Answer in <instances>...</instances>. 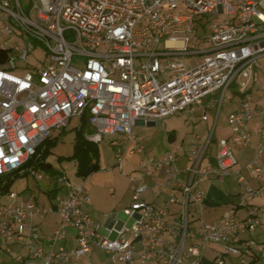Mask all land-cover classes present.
<instances>
[{
  "label": "built area",
  "instance_id": "built-area-1",
  "mask_svg": "<svg viewBox=\"0 0 264 264\" xmlns=\"http://www.w3.org/2000/svg\"><path fill=\"white\" fill-rule=\"evenodd\" d=\"M197 15L228 19L212 23L208 32L198 28L199 32L194 27ZM0 22V48L10 51L6 67H0V178L21 173L50 139L52 129H62L84 114L92 130L89 141L100 144L105 135L115 136V156L122 165L124 154L144 152L132 133L137 120L156 121L180 113L198 115L200 123L208 121L207 96L220 92L218 113L223 101L230 100L224 93L237 79L254 76L256 84L264 74V0H0ZM37 47L46 55L42 61L36 56L41 66L27 60ZM189 55H201L199 65L182 61ZM74 59L83 66L74 64ZM19 70L24 72L16 75ZM259 89L257 103L248 91L241 94V105L229 114L227 124L229 138L239 147L258 139L245 168L253 172L259 186H244L240 172L235 173L244 193L264 200V119L257 132L246 128L254 116L264 118V88ZM212 133L213 128L202 145H191L183 170L175 166L171 148L161 158L148 156L137 166L146 176L157 167L165 168L174 180L179 172L187 176L182 185L184 212L173 225L165 221L172 199L163 208L145 202L146 186L135 175L129 180L132 204L124 209L133 222L123 225L116 238H108L84 210L89 201L87 178L72 185L60 175L57 183L67 187V193L55 196L49 207L31 198L18 202L15 190L0 195V236L5 241L16 235L27 238L24 243L31 253L27 260L20 258L23 264H76L77 258L91 255L96 247L111 254L117 264H133L134 256L137 264H147L155 256L162 264H200L210 244L219 245L216 263L226 264L222 262L225 254L242 255L254 244L253 239L241 241L240 236L262 227L264 202L261 207L248 205L244 218L199 220L198 251L193 256L183 251L188 233L186 207L191 202L202 205L198 184L210 177L223 181L237 162L227 143L220 142L213 157L206 153ZM27 173L43 178L30 166ZM4 197L6 202L1 201ZM49 214H59L61 222L42 244L36 220ZM68 227L76 232L75 248L63 245ZM165 231L169 239L161 237ZM259 245L255 247L264 257V245Z\"/></svg>",
  "mask_w": 264,
  "mask_h": 264
},
{
  "label": "crops",
  "instance_id": "crops-1",
  "mask_svg": "<svg viewBox=\"0 0 264 264\" xmlns=\"http://www.w3.org/2000/svg\"><path fill=\"white\" fill-rule=\"evenodd\" d=\"M258 81L259 83L254 84V81L252 80V87L250 89V92H248L249 95H251L252 99L254 100V103H257V101H259V98L261 95H260V91H258V93L254 95L252 93L254 91L253 88L255 89L257 87L258 89L260 85L262 86V88H264V74H260ZM241 102H242V97L237 107L233 111H237L238 107H240L241 105ZM210 105L211 104L207 106V108L205 109L206 111L210 107ZM252 105L254 106L255 104H252ZM217 114L218 113L216 111V118L213 120L211 124H209V121H210L209 117H208V121L202 122L205 125H207V127L212 125L211 128H213V133L215 132L214 123L217 120ZM258 116H261V119H260L261 121L262 119H264L262 115H258ZM155 123L156 121H152V120H146V121L142 119L137 120L135 124H133V126L131 127L132 133H134V136H135V140L141 144V141H139V136L137 134L138 128H146V126H149V125L153 126ZM246 128H247V124H246ZM257 130H251L250 132H257ZM175 136H176V132L174 131L172 134L166 137V140L168 143L163 145L161 151H158L156 153L157 156H161L162 151H164L166 147H169V145L174 146ZM116 139L117 138L113 139L114 141L113 144L117 148V142H115ZM195 139L196 141H200V142L203 141V138H201L200 135L195 137ZM193 143L195 142L193 141L189 145V148L191 147ZM217 143L214 146L213 152H211V149H210L211 144L209 148L207 149L206 153H208L210 157H213L215 155L214 151L217 149ZM257 145H258V139L253 138L249 145L244 146V147L237 146L238 147L237 148L238 153L236 155L237 162L242 161V160L245 161L246 159H253V155L255 153ZM132 147H133V142L130 143L129 149H131ZM189 148L184 149L183 147L180 146V148H177L175 150L174 152L176 154V165L175 166L177 168L183 170L184 164H186V161H187V156H188L187 152ZM126 155H128V159L124 158L125 159L124 167L128 173V179H125L124 183L121 186H118L116 184L117 188L114 189V187H111L107 183H105L107 181H103L102 178L100 177L105 176L107 174H105L106 172L100 170L101 166L99 167L98 170L93 172L91 177L87 178V181L89 179V182L87 183L88 184L90 183L91 185L89 189L85 181L86 188L89 191V195H88L89 201L86 202V204L84 205V208H85L84 210L91 216L94 222L100 223V226H101L100 231L102 232L103 235L108 236V238H116V236H118L119 229L122 228L123 225L131 226L133 222V219L129 218V215L126 214L124 209L129 208L132 204V197H131L132 191L130 189L129 180L131 177H135V175L139 177V182L142 185L146 186V191L142 194V197L144 198L145 202L149 204L150 203L153 204L156 208H163L172 199L171 204L169 203L167 206L168 211H167L165 221L168 224L173 225L176 222H178L181 219V216L184 212V209H183L184 195H182V185L187 183L186 181L187 176L185 174H183L182 172H179L177 174L176 180H174L173 178H170L169 174L165 171V168L157 167L156 170L151 175L146 176L143 173H141L139 169H137L139 162L143 160H141L140 158H136L138 160H135V163L131 164L133 163L132 162L133 160L131 157H134V156L129 155L128 153L124 154L125 157ZM122 166L123 165H121L120 169L123 170ZM236 171L237 169H235L234 172H232L230 176H227L224 179H222L223 181H219V180L217 181L213 177H210L209 179L204 180V182H201L198 184L197 188L199 192L203 194L202 205L197 206L196 203L191 202L186 207V209L189 210L188 222L190 224H189L188 233L186 235L187 238L184 243L183 251H185L187 254H190L193 256V254L198 251L197 247H199L201 243V236H199L198 234L199 220H201V217H202L201 221L204 223L206 222L213 223L215 221H219L221 218H224V217L226 218L228 216H236L237 218L245 217L246 213L243 209L245 208L247 209L248 205H252V204H247L245 206L241 205L239 203V198L237 196H233L235 195L233 192L237 190L236 189L237 179H234L232 176L237 175L235 173ZM244 171L246 173L250 170L243 168V170L239 172L240 174H242V172ZM246 174L247 176L250 175V173L249 174L246 173ZM82 179L84 181L83 177ZM83 181H81L80 183H82ZM66 193H67V187L64 188L61 186L60 188H58V190H53L51 193H47V197H46L47 202L45 203L46 206L45 204H42V205H44L45 207H49L52 205V202H53L52 200L55 198V196L63 197L66 195ZM22 200L24 199H20V200L18 199V202ZM199 209H201V211H200V215L198 216L197 212L199 213ZM122 212H124V214L127 215L128 218H124L123 216H121ZM60 222H61V218L59 214H53V215L49 214L47 216L46 215L44 217L39 216L37 218L36 229H38V232L41 236L40 243L44 244L45 239L48 238L54 232L55 227L58 224H60ZM68 228H69L68 237L65 238V240H63V245L67 249L73 248V247L75 248L77 246V241L75 240L76 232L73 227H68ZM262 230L264 233V222L262 224V227L256 228L254 230L251 229L250 231H248L246 235L240 236L241 241L248 240V238H250L249 235L250 236L255 235L254 233L256 231L262 232ZM168 234L169 232L165 231V233H163L161 237L164 239H169L170 237ZM0 239H1L0 241L2 242L4 248H6V246H8L10 242L21 244L22 249L18 251L17 254H14L15 255L14 259L18 258V263L20 261L19 264L24 263L22 260H20V258H23V260H27V258H29L31 249L27 245L25 246V243H24L27 238L25 237L20 238L18 237V235H16L14 236L12 241H5V238L2 239L1 236H0ZM259 241L260 239H258V241L256 242L258 243ZM251 246L249 247V250L246 254L245 253L242 254L240 261L244 259L243 258L244 256H248L249 254L252 256V258L257 259L258 253L254 252V249H252ZM24 247H26L25 248L26 251L23 250ZM218 251H220L219 245L210 244V246H208L207 249L203 251L199 263L200 264H217L215 260H216V253ZM10 252L11 250H9L8 253ZM4 253L8 254L7 252H3V254ZM231 256H235V255L225 254L223 256L222 262L226 263V260H227L229 264H233L232 262H234L235 260L233 261L234 258H232ZM190 260H192V258H190ZM41 261L42 259L38 260V262H41ZM75 262L76 264H86L87 262H91L92 264H117L112 259L111 254H107L106 252L102 250V248H99V247H96L94 251H92L91 255L84 254L82 255V257L77 258ZM162 262L163 261L159 257L155 256L147 264H162ZM0 263L1 264L4 263V258L2 255L0 256ZM137 263H138V258L137 256H134L133 264H137Z\"/></svg>",
  "mask_w": 264,
  "mask_h": 264
},
{
  "label": "rangeland",
  "instance_id": "rangeland-1",
  "mask_svg": "<svg viewBox=\"0 0 264 264\" xmlns=\"http://www.w3.org/2000/svg\"><path fill=\"white\" fill-rule=\"evenodd\" d=\"M227 16H216V15H197L195 18V28L204 29L205 32L209 31V25L212 23H222L227 20ZM2 29V22H0V32ZM199 30V29H198ZM200 32V30H199ZM12 44H15L14 40H11ZM1 44V41H0ZM207 47H211L209 44H206ZM199 47H203L202 43H199ZM36 56L39 57L40 61L44 60L46 58L45 52L43 49L37 47L35 48L34 54L29 57L28 63L31 65H40L41 63L37 61ZM201 55L199 56H185L182 61L187 64L188 66L195 67L199 65L201 60ZM74 64H77L78 66H83L82 61H76L74 59ZM24 72V70H19V72H16V75L21 74ZM254 76H251L250 78H240L237 79V84L233 83L226 93H224V96L230 97L229 102L226 100L223 101L221 106L218 108L219 112L217 114V120L214 123L215 124V132L211 134V152H213L214 146L217 143V146L220 142L227 143L230 146L231 152L234 153L236 156L238 153L237 145L232 142V140L229 138V135L231 134L229 126L227 124L228 121V115L230 112L235 110L238 103L240 102L242 93L248 91L250 92V89L252 87V78ZM262 81V80H261ZM242 82H245V86H241ZM253 94L256 95L258 91L261 92V90L257 87L253 88ZM235 92H238L237 94H234ZM247 92V93H248ZM219 93L216 92L213 95H209L205 98V104L210 105V107L207 109L208 117L210 118L209 124L213 122V120L216 118V107H218V101H219ZM249 94V93H248ZM22 96H20L21 98ZM261 116H254L251 120H248L247 123V129L248 130H257L258 127L261 124ZM82 125V118L80 116L73 117L71 120H69V123L67 126H64L62 129H52V139L54 140V143L52 144L50 148L49 155L46 156V162L50 165H52V168L49 170L42 169L40 172L43 174L42 179H35L31 174L26 173L28 167L23 169V171L20 173L19 176H16L15 180L11 184L12 190L17 191V193L20 194V199H27L31 198L32 200L39 202L40 204H45L47 193H51L53 190H58L61 186L65 188L64 185H60L57 183V177L63 176L65 179V182L70 181L72 185L80 184L81 181H83L82 176L78 175L77 168H78V159L73 157V154L75 152V144L74 141L76 140L78 129ZM211 126L207 127L204 123H200L199 116L194 114H174V116L171 117H165L163 119H160L159 121L156 120V123L152 126H146V128H138L137 134L139 136V141H141L142 146L144 147L143 154L134 153V157L132 158L131 164L135 163V160H138L136 158H140L141 160L145 161V159L148 156L154 157L155 160L162 157L163 152L166 150H169L170 148L173 150H176L177 148L183 147L184 149L189 148V145L194 141L196 145H202L205 137L207 135H210L211 133ZM81 130L84 132L85 136H88L90 131L89 125L83 126ZM176 132V136L174 138V146L166 147L164 151H162L161 156H157L156 153L158 151H161L163 145H165L167 142L166 137H168L173 132ZM134 134V133H133ZM198 135L203 138V141H196L195 137ZM116 137L112 135H105L104 140H102L99 144L100 153L98 154L99 157V163H100V170L106 172L105 176H101L103 181H107L109 186L114 187V189L118 186H121L124 183L125 179H128V173L125 170V159L122 163L123 170L120 169L121 165L118 164L117 158L115 156L116 153V147L113 144V139ZM194 144V143H193ZM209 149V150H210ZM175 152V151H174ZM215 152V151H214ZM216 153V152H215ZM128 159V155L125 157ZM252 161V159H246L245 161H239L237 162L232 168L231 172H234L235 169L237 171H242L243 168H245V164L247 162ZM53 171H56L57 174H53ZM108 172V173H107ZM246 173H250V175L247 176ZM242 172L241 177L245 180L244 186L249 185L252 187V189H256L259 184L257 180L253 177V172ZM91 177V176H90ZM234 179H237V175L232 176ZM227 179V178H226ZM86 181V184L88 185V189L91 186L90 183L88 184ZM114 182V183H113ZM117 184V185H116ZM236 191L233 193L239 198V203L241 205H247L252 204V206H258L261 207L264 200L261 196L252 198L247 193H244L241 184L239 183L237 179V186ZM237 194V195H236ZM1 201L6 202V197L2 198ZM46 206V204H45ZM245 213H247V209H243ZM201 209H199V213L197 212V215H200ZM121 216L124 218H128L127 215L124 214V212L121 213ZM205 219V217H204ZM202 220V217H201ZM255 232V231H254ZM255 235H252L249 237L254 240V244L251 246L252 249H254V252H257V259L252 258V256L249 254L248 256H244L241 260L242 255H235L231 256L234 262L233 264H264V257H262L261 253L257 251L256 245L260 244L259 246L264 245V233L263 230L256 231L254 233ZM260 241L257 243L256 241ZM1 240V239H0ZM3 247L2 242L0 241V254L4 258V263L2 264H19L18 258L14 259L15 255L18 251L22 249L21 244L18 243H9L6 248L10 247L11 252L8 254H3V251L1 250ZM4 248V247H3ZM5 248V249H6ZM24 247L23 250L26 251ZM0 255V256H1ZM237 258V259H236ZM226 263L229 264L226 260ZM1 264V263H0Z\"/></svg>",
  "mask_w": 264,
  "mask_h": 264
},
{
  "label": "trees",
  "instance_id": "trees-1",
  "mask_svg": "<svg viewBox=\"0 0 264 264\" xmlns=\"http://www.w3.org/2000/svg\"><path fill=\"white\" fill-rule=\"evenodd\" d=\"M9 54H10V51L8 49L0 48V67L2 68L6 67L5 62L9 58ZM235 94L238 95V92H236ZM239 96L242 97V95H239ZM82 116H83L82 125L78 129L79 131H78L76 140L74 141L75 152L73 154V157L78 159V165H79L77 168L78 175L88 178L93 174V172L98 170L100 167L99 161H98L99 159L98 154L100 153V149H99V143L90 142L87 136H85L84 132L81 130L83 126L89 125V120H88L89 118L87 114H84ZM53 143H54V140L52 139V137H50V139L42 143L41 146L38 148L37 155L31 159L32 161L29 162L26 167H29V166L33 167L36 169V171L38 170L39 172L42 169H44V171L51 169L52 165L48 164L45 158L47 155H49L50 148ZM26 173L27 171H25V174ZM53 174L55 175L57 174V172L53 171ZM19 175L20 173L15 172V173H12L10 176H7L5 178H0V195L6 196L12 191V188H10L11 184L15 180L16 176H19ZM188 214H189V210L187 209V220H186L187 229H189V224H190L188 222L189 220ZM247 252L248 251H244L245 254Z\"/></svg>",
  "mask_w": 264,
  "mask_h": 264
}]
</instances>
